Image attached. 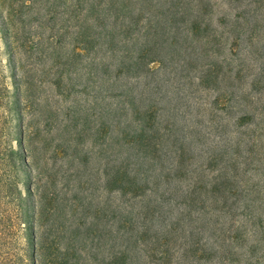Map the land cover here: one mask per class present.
<instances>
[{"label":"trees","instance_id":"obj_1","mask_svg":"<svg viewBox=\"0 0 264 264\" xmlns=\"http://www.w3.org/2000/svg\"><path fill=\"white\" fill-rule=\"evenodd\" d=\"M226 2L0 0L6 186L31 264H264V0ZM25 55L38 75L42 62L56 68L55 83L85 70L104 98L97 148L85 145L88 123L37 131L68 163L51 168L44 229L28 161L37 133L24 125L25 90L39 83L26 80ZM172 65L197 66L198 85L216 92L198 123L167 101L161 78L154 86Z\"/></svg>","mask_w":264,"mask_h":264},{"label":"rangeland","instance_id":"obj_2","mask_svg":"<svg viewBox=\"0 0 264 264\" xmlns=\"http://www.w3.org/2000/svg\"><path fill=\"white\" fill-rule=\"evenodd\" d=\"M216 1L220 9L231 7L226 0ZM247 1L244 0V4ZM23 61L26 80L28 82L34 80L39 83L38 87L35 86L29 93L25 90L24 93L26 135L28 136L30 132L36 135L34 132L37 133L39 130L50 131L52 135H58L60 130L70 123L77 124L78 127L81 125L87 126L88 123L91 130L84 134V137H86L85 145L86 147L97 148L93 147L92 144L95 138L94 133L98 131L99 127L97 120L104 105L103 91L99 84L93 81L88 82L85 70L65 73L63 75L64 79L59 83H55L60 76L56 73V68H54V71L51 70L50 73L46 72L49 63H41L38 75L37 72L30 71L32 61L26 55ZM198 73L197 66L180 67L172 65L166 71L165 69L159 71L154 78V86L160 78L164 81L163 91L166 93L167 101L180 107L181 114H184L191 123H198V119L202 116L200 107L202 104L204 107L209 106L216 95L213 89H201L198 85ZM12 137H14V133H8V131H5L3 135L0 134V264H31L27 254L29 247L27 231H25L24 224L21 222L22 217L20 216L18 201L6 186V179L11 172L6 159L3 157L2 150L5 151L8 139ZM33 142L34 147H32L33 150L28 156V161L33 167L34 188L37 190L40 187V192L43 194L41 205L44 209V225H42L44 229L54 219L53 203L49 196L52 185L51 182H48L53 172L51 168L54 166L58 168L68 165V163L63 156L57 157L51 150L46 152L42 148L41 137L38 133ZM99 164V162H93L92 165L99 168ZM90 187L97 200L105 199L107 194L104 189L98 188L95 184ZM112 196L114 201L117 202V193H113ZM37 198L40 199V196L38 195ZM37 230H42V227L38 226ZM49 241L51 242V239Z\"/></svg>","mask_w":264,"mask_h":264}]
</instances>
